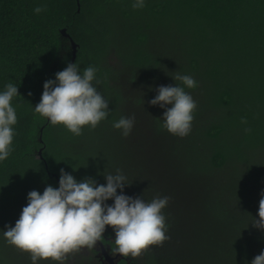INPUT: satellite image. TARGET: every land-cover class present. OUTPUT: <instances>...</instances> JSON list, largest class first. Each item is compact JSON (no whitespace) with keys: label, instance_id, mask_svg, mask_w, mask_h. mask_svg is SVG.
I'll return each mask as SVG.
<instances>
[{"label":"trees","instance_id":"obj_1","mask_svg":"<svg viewBox=\"0 0 264 264\" xmlns=\"http://www.w3.org/2000/svg\"><path fill=\"white\" fill-rule=\"evenodd\" d=\"M61 29L78 45V70L96 68L111 110L79 135L32 112L43 82L70 63ZM176 73L197 82L185 88L196 107L183 137L148 103L157 86L182 83ZM8 82L19 94L12 150L0 161V229L14 224L28 191L58 187L61 168L100 184L120 169L126 195L169 197L168 239L143 251V264H250L264 248V229L252 224L264 190V0H0V89ZM124 85L145 92L131 97ZM121 115L135 117L126 137L112 127ZM104 233L114 236L111 226ZM0 264L31 262L0 236ZM67 264H78L76 252Z\"/></svg>","mask_w":264,"mask_h":264},{"label":"clouds","instance_id":"obj_2","mask_svg":"<svg viewBox=\"0 0 264 264\" xmlns=\"http://www.w3.org/2000/svg\"><path fill=\"white\" fill-rule=\"evenodd\" d=\"M145 0H131L133 8L144 7ZM42 5L33 8L42 11ZM96 68L89 65L82 71L76 63L54 73V79L43 82L39 101L33 106V115L46 117L48 122L62 124L74 135H79L83 126L95 128L108 116L109 100L96 88L93 81ZM175 85H159L156 94L148 101L164 109L161 127L170 134L183 137L191 129L196 101L185 88H194L195 79L188 74L176 73ZM98 82V81H97ZM17 85L6 83L0 89V161L12 150L16 124V108L10 103L17 96ZM30 94V93H29ZM170 105V107H166ZM135 117L121 115L112 121L122 136H128ZM105 183L92 178L77 181L74 176L60 169L58 187L46 184L43 191L35 189L26 194V205L12 226L0 229L4 242L29 254L31 264L50 258L58 264H67L71 254L82 248H93L102 237L105 226L114 232V248L111 253L135 258L151 245H160L168 236V225L162 209L168 196L155 195L150 200L132 197L123 192L127 182L120 169L104 173ZM117 189L121 191L117 193ZM111 198L112 203H105ZM258 219L252 224L264 229V190L261 191L257 210ZM250 264H264V248L255 255Z\"/></svg>","mask_w":264,"mask_h":264},{"label":"water","instance_id":"obj_3","mask_svg":"<svg viewBox=\"0 0 264 264\" xmlns=\"http://www.w3.org/2000/svg\"><path fill=\"white\" fill-rule=\"evenodd\" d=\"M60 36L63 38L68 39L69 45H70V49H71V60L70 63H73L74 59H75V55H76V50L78 45L69 37V35L66 33L65 29H61L60 30ZM46 121L48 122V119L46 118ZM41 131L42 128L39 130V137H38V142L41 144L42 143V139H41ZM37 156L40 160H43L42 158V148H40L37 151ZM44 167L45 170H47V165L44 163ZM52 176L56 179L57 183H58V178L55 174H52ZM110 239V238H109ZM113 239V238H112ZM94 249L97 253V256L103 255L104 258L102 260L103 264H115V261L119 258V254H114L112 257H109L108 255H106L105 251H104V246L101 243L100 240H98L96 242V244L94 245V247L92 248Z\"/></svg>","mask_w":264,"mask_h":264},{"label":"rangeland","instance_id":"obj_4","mask_svg":"<svg viewBox=\"0 0 264 264\" xmlns=\"http://www.w3.org/2000/svg\"><path fill=\"white\" fill-rule=\"evenodd\" d=\"M126 85L123 86L124 91L127 94L131 95V97H134V95H135L134 93H139V94L142 95L145 92V90L143 88H141V87H138V86H131V87H129V86H126ZM128 110H129L130 113H132V111H133L130 107H128ZM130 113H128V114H130ZM90 249H91V251H90ZM90 249L89 248H82L80 251L76 252V259H77V263L78 264H89L90 261H92L93 264H96V262L94 261V258H92V255L93 254H91V253H93L92 251L94 249H92V248H90ZM96 253H98V252H96ZM133 259H135V262L134 263H136V264H143V259L140 256H137V257H135ZM83 261H84V263H83ZM85 261H87V262H85ZM90 264H91V262H90Z\"/></svg>","mask_w":264,"mask_h":264},{"label":"flooded vegetation","instance_id":"obj_5","mask_svg":"<svg viewBox=\"0 0 264 264\" xmlns=\"http://www.w3.org/2000/svg\"><path fill=\"white\" fill-rule=\"evenodd\" d=\"M110 238V239H109ZM114 239V236H110V235H106L104 232L102 233V237L100 238V241L101 243L103 244L104 246V251L106 253V255H108L109 257H112L113 254L111 253V249L114 248V243H113V239ZM91 251V249H90ZM93 254L92 255V258H94V261L96 262V264H103L102 260L104 258L103 255H100V256H97L95 250L92 251ZM91 258V257H90ZM87 262V261H85ZM91 264H93L92 261H90ZM89 262V264H90ZM135 262V259H133L132 257H123L119 254V258L115 261V264H136L134 263ZM84 263V261H83Z\"/></svg>","mask_w":264,"mask_h":264}]
</instances>
